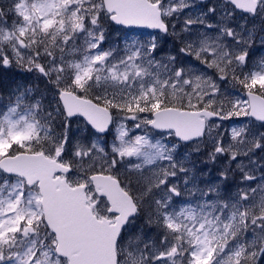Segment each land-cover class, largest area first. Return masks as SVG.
I'll list each match as a JSON object with an SVG mask.
<instances>
[{
    "label": "snow or ice",
    "instance_id": "6c2138e0",
    "mask_svg": "<svg viewBox=\"0 0 264 264\" xmlns=\"http://www.w3.org/2000/svg\"><path fill=\"white\" fill-rule=\"evenodd\" d=\"M257 42L264 0H0V264H264Z\"/></svg>",
    "mask_w": 264,
    "mask_h": 264
},
{
    "label": "rangeland",
    "instance_id": "374dc122",
    "mask_svg": "<svg viewBox=\"0 0 264 264\" xmlns=\"http://www.w3.org/2000/svg\"><path fill=\"white\" fill-rule=\"evenodd\" d=\"M137 31V30H136ZM137 32H139V31H137ZM142 33H144L145 35H144V39H147L148 37H147V33L148 32H142ZM113 38H115V35H114V37ZM165 47H167V48H171L172 47V41H171V39H169L168 40V43L165 45ZM261 55H264V47H261L260 45H259V42H257V44L255 45V47H254V49H253V56H254V58H258L259 56H261ZM7 76L9 77V78H11L10 80H12V78H14L15 80H17V81H20V82H23V79H24V77L26 76V74H24V73H22V72H19L18 70H14L11 74H7ZM10 80H8V83L10 82ZM194 160H196V162H197V167H199V168H205V171L207 172V171H209V170H211V174L212 175H216L217 173H216V171H215V169L216 168H218V167H222L223 165L222 164H217V165H212V164H207V165H205L202 161H203V157L201 156V157H197V156H193L192 157ZM231 191L232 192H234L235 191V186H233L232 187V189H231Z\"/></svg>",
    "mask_w": 264,
    "mask_h": 264
},
{
    "label": "trees",
    "instance_id": "16d2710c",
    "mask_svg": "<svg viewBox=\"0 0 264 264\" xmlns=\"http://www.w3.org/2000/svg\"><path fill=\"white\" fill-rule=\"evenodd\" d=\"M10 79L11 78H9L7 75H5L3 85H0V87L6 86L8 84V80H10ZM12 79H14V78H12ZM0 94H3V93H0Z\"/></svg>",
    "mask_w": 264,
    "mask_h": 264
},
{
    "label": "water",
    "instance_id": "95a60500",
    "mask_svg": "<svg viewBox=\"0 0 264 264\" xmlns=\"http://www.w3.org/2000/svg\"><path fill=\"white\" fill-rule=\"evenodd\" d=\"M137 30L144 31V32H151L152 31L150 29H137Z\"/></svg>",
    "mask_w": 264,
    "mask_h": 264
}]
</instances>
